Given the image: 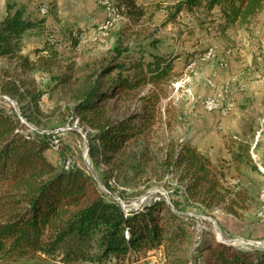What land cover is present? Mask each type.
<instances>
[{"label": "rangeland", "instance_id": "obj_1", "mask_svg": "<svg viewBox=\"0 0 264 264\" xmlns=\"http://www.w3.org/2000/svg\"><path fill=\"white\" fill-rule=\"evenodd\" d=\"M13 1L26 5L25 18L36 24L17 42L21 54L28 55L36 65L33 70H25L16 66L15 60L0 57V72L18 71L31 88L44 94L35 103L28 98L18 103L7 97L17 103L32 130L52 134L48 159L58 165L77 163L87 169L88 159L101 182H97L98 187L117 200L127 214L145 209L159 197L174 208L172 198L186 206L184 211L175 208L192 222L187 224L189 235L183 244L175 241L168 250L163 242L132 253L123 264H192L190 256L196 249L218 239L216 224L225 239L264 241V8L250 23H236L223 31L220 27L226 20L218 7L210 11L202 5H184L171 21L176 4L185 0H134L141 8L139 13L131 11L126 0ZM5 2L0 0V22L6 13ZM118 50L135 61L146 62L153 59V54H165L174 62L173 73L159 85L149 83L135 91L139 95L155 91L160 96L156 123L137 144L140 150L147 146L155 160L137 179L113 173L109 176L108 165L96 169L89 154L85 158L86 131L77 121L71 123L72 106L89 78L95 80V73L101 72ZM66 72L73 73L72 82L57 85L59 76ZM207 98H211V108L203 103ZM109 104L115 117L128 116L143 107L136 96L110 100ZM75 125L81 131L69 129ZM232 140L249 142L251 157L234 161L229 151ZM185 142L211 158L224 172L230 188L250 193L252 198L239 215L223 207L209 212L186 200L180 172L163 164L166 154ZM100 174L109 180L110 188ZM206 227L215 235H207ZM234 246L263 248L243 241ZM49 262L62 264L59 259ZM9 264L36 263L21 259Z\"/></svg>", "mask_w": 264, "mask_h": 264}, {"label": "trees", "instance_id": "obj_2", "mask_svg": "<svg viewBox=\"0 0 264 264\" xmlns=\"http://www.w3.org/2000/svg\"><path fill=\"white\" fill-rule=\"evenodd\" d=\"M126 4L131 11L141 10L134 0H126ZM5 5L0 22V57L33 70L35 62L21 54L17 42L36 24L25 18V6L13 0H6ZM184 5H202L210 11L218 7L226 20L220 27L225 31L236 23H250L263 10L264 0H185L176 4L171 21ZM126 57L118 50L101 72L95 73V80L89 78L72 106L71 123L77 121L87 132L89 156L96 169L108 165L109 176L113 173L137 179L155 160L147 146L140 150L137 144L156 123L160 96L155 91L144 95L135 91L149 83L159 85L173 73L174 62L165 54H153V59L146 62ZM73 77V73H63L57 85H69ZM0 95L15 98L18 103L25 98L35 103L44 94L31 88L18 71L4 69L0 72ZM134 96L143 104L141 111L123 117L112 115L110 100ZM52 145V134L32 130L10 102L0 98V264L21 259L36 264L57 259L62 264H114L117 259V264H123L134 253L163 242L168 250L175 241L185 242L187 224L192 222L178 212L185 210L183 202L172 198L177 211L159 197L145 209L127 214L117 200L98 187L86 167L49 160L46 152ZM250 149L247 141L232 140L229 147L237 162L250 158ZM163 164L180 172L186 200L209 212L223 207L237 216L252 198L247 190L230 188L224 172L190 142L170 150ZM100 177L110 188L109 180ZM205 231L215 235L210 227ZM201 247L190 256L192 264H264V248L240 249L219 239ZM199 252L201 255H197Z\"/></svg>", "mask_w": 264, "mask_h": 264}, {"label": "water", "instance_id": "obj_3", "mask_svg": "<svg viewBox=\"0 0 264 264\" xmlns=\"http://www.w3.org/2000/svg\"><path fill=\"white\" fill-rule=\"evenodd\" d=\"M0 98L7 99V100L11 101L12 104H13V106H14V108L16 109L18 115L20 116V118H21L26 124L30 125L29 122H27V121L23 118V116L20 114L16 102L12 101L10 98H8V97L5 96V95H0ZM30 126H31V125H30ZM31 127H32V126H31ZM64 129H65V128H62V130H64ZM69 129H78V130H80L79 127L76 126V125L73 126V127H69ZM80 131H81V130H80ZM83 136H84V140H85V146H86V148H87V152L85 153V158H86L87 155L89 154V142H88V136H87V133H86V132L83 133ZM86 160H87L86 162H87V167H88V169H89L90 172L92 173V175H93V177L95 178V180L101 185V182H100V180H99V178H98V175H97V173H96L94 167L92 166V164L90 163V161H89L88 159H86ZM168 202L171 204L170 201H168ZM171 205H172V204H171ZM172 206H173V205H172ZM216 230H217V231H216V234H217L218 239L224 241V242L227 243V244L235 245V244H237V242H242V241H243V242H248V243H251V244H256V245H258V246L264 248V241H252V240H246V239H242V238H236V239H225L224 236H223V234H222V231H221L220 227H219L217 224H216Z\"/></svg>", "mask_w": 264, "mask_h": 264}, {"label": "built area", "instance_id": "obj_4", "mask_svg": "<svg viewBox=\"0 0 264 264\" xmlns=\"http://www.w3.org/2000/svg\"><path fill=\"white\" fill-rule=\"evenodd\" d=\"M206 108H211V98H207L203 101Z\"/></svg>", "mask_w": 264, "mask_h": 264}, {"label": "bare ground", "instance_id": "obj_5", "mask_svg": "<svg viewBox=\"0 0 264 264\" xmlns=\"http://www.w3.org/2000/svg\"><path fill=\"white\" fill-rule=\"evenodd\" d=\"M43 11L45 12V11H46V9H45V8H43ZM213 101H214V100H213ZM211 104H212V103H211ZM217 105H218V104H217ZM213 107H214V106H213ZM213 107H212V108H213ZM216 107H218V106H216Z\"/></svg>", "mask_w": 264, "mask_h": 264}, {"label": "crops", "instance_id": "obj_6", "mask_svg": "<svg viewBox=\"0 0 264 264\" xmlns=\"http://www.w3.org/2000/svg\"><path fill=\"white\" fill-rule=\"evenodd\" d=\"M25 7H26V5H24ZM26 9H27V7H26Z\"/></svg>", "mask_w": 264, "mask_h": 264}]
</instances>
